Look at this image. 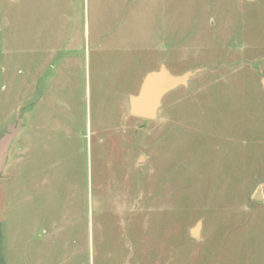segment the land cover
<instances>
[{"label":"rangeland","instance_id":"1","mask_svg":"<svg viewBox=\"0 0 264 264\" xmlns=\"http://www.w3.org/2000/svg\"><path fill=\"white\" fill-rule=\"evenodd\" d=\"M161 65L195 74L132 116ZM263 77L264 0H0V214L85 220L87 264H264Z\"/></svg>","mask_w":264,"mask_h":264},{"label":"crops","instance_id":"2","mask_svg":"<svg viewBox=\"0 0 264 264\" xmlns=\"http://www.w3.org/2000/svg\"><path fill=\"white\" fill-rule=\"evenodd\" d=\"M11 218L0 214V264H87V249L88 253L92 250L91 221L87 231L83 219L77 230L76 220L71 224L67 221L73 226L68 229V225L62 228L55 217H49L39 232L44 217L21 215L17 232ZM129 260L126 254L121 264H129Z\"/></svg>","mask_w":264,"mask_h":264},{"label":"water","instance_id":"3","mask_svg":"<svg viewBox=\"0 0 264 264\" xmlns=\"http://www.w3.org/2000/svg\"><path fill=\"white\" fill-rule=\"evenodd\" d=\"M194 74V71L180 75L173 74L166 65H161L159 69L149 72L143 79L139 91L130 96V114L145 120L156 119L165 95L180 86H187ZM262 82L264 85V77ZM21 125L22 120L18 117L17 122L13 123L0 137V175L6 165L11 144ZM255 199H262L260 190L256 192ZM201 227L202 221H199L191 230L194 237L199 236Z\"/></svg>","mask_w":264,"mask_h":264}]
</instances>
